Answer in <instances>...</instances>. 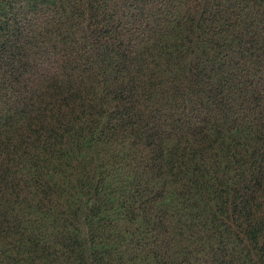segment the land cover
Segmentation results:
<instances>
[{"label": "trees", "instance_id": "1", "mask_svg": "<svg viewBox=\"0 0 264 264\" xmlns=\"http://www.w3.org/2000/svg\"><path fill=\"white\" fill-rule=\"evenodd\" d=\"M0 264H264V0H0Z\"/></svg>", "mask_w": 264, "mask_h": 264}]
</instances>
